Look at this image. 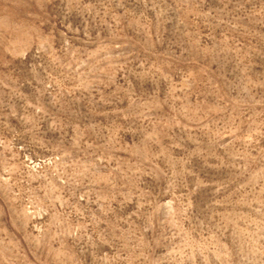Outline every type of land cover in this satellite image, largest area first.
<instances>
[{"label": "rangeland", "instance_id": "374dc122", "mask_svg": "<svg viewBox=\"0 0 264 264\" xmlns=\"http://www.w3.org/2000/svg\"><path fill=\"white\" fill-rule=\"evenodd\" d=\"M0 264H264V0H0Z\"/></svg>", "mask_w": 264, "mask_h": 264}]
</instances>
